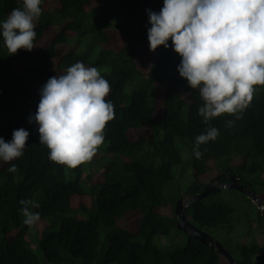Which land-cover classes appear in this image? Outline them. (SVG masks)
I'll return each instance as SVG.
<instances>
[{
  "label": "trees",
  "instance_id": "obj_1",
  "mask_svg": "<svg viewBox=\"0 0 264 264\" xmlns=\"http://www.w3.org/2000/svg\"><path fill=\"white\" fill-rule=\"evenodd\" d=\"M17 7L22 0H0V21ZM40 7L31 51L9 54L0 36V137L8 142L19 128L29 133L22 156L0 161V262L229 264L176 228L174 205L184 191L172 169L182 164L184 147L191 153L192 178L184 189L190 197L216 175L227 183V173H233L264 205V86H256L239 119L224 114L205 124L198 115L199 90L180 77L181 57L171 40L168 48L149 50L146 9L159 12L163 0H42ZM116 14L130 23H111ZM77 61L97 67L111 87L106 99L114 105V119L104 129L103 152L99 147L88 164L103 156L111 161L96 171H83L86 163L69 168L50 161L38 125L28 121L41 86ZM209 126L219 135L201 145L203 155L196 159L195 137ZM13 164L17 170L8 171ZM22 199L40 204L32 209L40 213L36 224L23 223ZM187 217L208 233L231 230L236 220L245 227V239L228 250L237 264H264L262 211L244 194L216 189L193 201ZM173 231L185 235L183 247L154 242L170 239Z\"/></svg>",
  "mask_w": 264,
  "mask_h": 264
},
{
  "label": "clouds",
  "instance_id": "obj_2",
  "mask_svg": "<svg viewBox=\"0 0 264 264\" xmlns=\"http://www.w3.org/2000/svg\"><path fill=\"white\" fill-rule=\"evenodd\" d=\"M41 2L22 0V7L0 21V36L9 54L36 46L34 22L41 15ZM146 12L151 24L147 29L149 50L168 48L171 40L181 57L177 66L180 77L199 90L203 104L198 115L203 122L208 124L224 114L239 119L256 86H264V0H163L159 12ZM110 91L100 70L80 61L41 86L37 110L28 121L38 125L39 143L48 148L50 161L76 168L93 159L104 142V129L115 115L113 103L106 99ZM232 123L227 121L226 126ZM218 135L219 130L212 126L197 135L194 157L200 159L201 145ZM28 136V131L19 128L13 130L8 142L0 137V161L7 163L22 156ZM16 170L14 164L8 169ZM19 203L23 223L36 224L40 213L32 209L40 204L31 199Z\"/></svg>",
  "mask_w": 264,
  "mask_h": 264
},
{
  "label": "water",
  "instance_id": "obj_3",
  "mask_svg": "<svg viewBox=\"0 0 264 264\" xmlns=\"http://www.w3.org/2000/svg\"><path fill=\"white\" fill-rule=\"evenodd\" d=\"M219 174L213 177L210 182L201 186L200 191L190 197V194L186 192L180 197L174 205V213L176 217V228L183 233L195 238L202 244L208 246L210 249L216 251L218 254L226 258L229 264H237L235 257L226 249L222 243L213 238L208 232L194 225L187 217V209L189 205L195 200H201L206 198L211 192L216 189H224L227 191H238L251 199L262 210V221L264 225V209L263 204L260 202L255 190L249 187L247 184L240 182L241 177L227 173V183H220L218 181ZM0 264H2L0 262Z\"/></svg>",
  "mask_w": 264,
  "mask_h": 264
},
{
  "label": "rangeland",
  "instance_id": "obj_4",
  "mask_svg": "<svg viewBox=\"0 0 264 264\" xmlns=\"http://www.w3.org/2000/svg\"><path fill=\"white\" fill-rule=\"evenodd\" d=\"M114 17H117V18H114ZM120 18V19H119ZM131 21L130 18H122V17H119L116 15L112 16V20H111V23L113 24H119L120 22L121 23H126V24H129ZM73 37L69 38V43L72 42V39ZM82 46H83V43H82ZM80 47V46H79ZM78 48V47H77ZM257 90L256 92L254 93L255 95L257 94ZM100 153L103 152V147H100L99 149ZM180 152L182 154V164L180 165H176L173 167L172 169V172H173V180L174 182H176L177 180L180 182L181 184V191L185 194L186 193V185L187 183L191 180L192 176H191V167H190V158H191V153L188 149L184 148V147H181L180 148ZM110 160V157H107V156H103L101 160H99V162H94V164L91 165V163H86L84 165V170L83 171H89V170H93V171H96L99 169V167H103V165H106L109 163ZM183 194V195H184ZM237 195V194H234V196ZM211 199H215V195H211L209 196ZM208 199V200H211V199ZM239 198H241L239 196ZM238 207V206H236ZM241 210V208H240ZM237 211H238V208H237ZM235 219L237 220V213H235ZM236 220L234 222V225H233V228L231 230H229L226 226H223V227H219L218 229H213L211 231H209V234L215 238L216 240H218L220 243H222V245L228 249V248H238V245H239V242L241 243L240 240H244L245 237H242V235L245 233V230H244V225L242 227V225L240 226H236ZM40 225V224H39ZM36 229V228H35ZM33 230V229H32ZM35 234V232H34ZM173 234V235H172ZM170 239H166L162 236L160 237H154V242L157 243L159 246H164V247H175V248H180V247H183L186 243V237L184 234L182 233H179V232H176V231H173ZM242 237V238H241ZM241 238V239H240ZM33 244H32V248H33ZM228 247V248H227ZM34 251H36L35 248H33ZM37 252V251H36Z\"/></svg>",
  "mask_w": 264,
  "mask_h": 264
},
{
  "label": "flooded vegetation",
  "instance_id": "obj_5",
  "mask_svg": "<svg viewBox=\"0 0 264 264\" xmlns=\"http://www.w3.org/2000/svg\"><path fill=\"white\" fill-rule=\"evenodd\" d=\"M241 179H242V178H241ZM241 181H242V183H244L243 180H241ZM241 181H240V182H241ZM245 184H246V183H245Z\"/></svg>",
  "mask_w": 264,
  "mask_h": 264
}]
</instances>
